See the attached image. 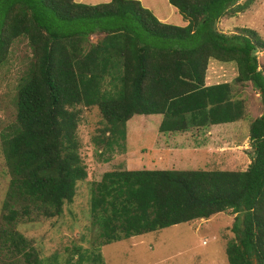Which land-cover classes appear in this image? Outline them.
<instances>
[{"label": "trees", "instance_id": "obj_1", "mask_svg": "<svg viewBox=\"0 0 264 264\" xmlns=\"http://www.w3.org/2000/svg\"><path fill=\"white\" fill-rule=\"evenodd\" d=\"M253 1L166 0L180 17L163 21L139 0H0V64L16 40L29 50L14 121L0 138L9 174L0 207V264H41L17 224L58 217L85 179L76 132L81 107L96 106L103 121L92 139L99 150L135 114L161 115L160 131L219 124L225 135L223 125L244 114L245 100L234 87L246 83L260 112L247 122L243 169L117 167L92 182L88 204L102 243L230 210L227 263L264 264V73L256 56L264 40L250 28L227 34L216 27L219 18ZM209 58L233 61L236 75L205 85Z\"/></svg>", "mask_w": 264, "mask_h": 264}, {"label": "rangeland", "instance_id": "obj_2", "mask_svg": "<svg viewBox=\"0 0 264 264\" xmlns=\"http://www.w3.org/2000/svg\"><path fill=\"white\" fill-rule=\"evenodd\" d=\"M216 27L227 34L239 28H250L264 40V0H254L245 10L219 18ZM256 56L258 68L264 73V52L257 50ZM28 58L29 50L19 39L12 43L6 60L0 64V138L14 121L15 93L27 77ZM235 75L233 61L209 58L204 80L213 84ZM234 88L240 90L235 96L245 100V111L235 123L223 125L225 135L220 132L221 126L210 128L211 135L206 134L208 129L205 128L160 131L161 115L135 114L124 122L123 129L117 125L116 130L109 133V143L99 150L93 147L92 139L100 135L103 121L96 106L81 107L76 132L78 152L86 170L85 179L76 182L71 202L63 204L58 217L17 224V229L38 249L41 264H228L224 247L233 237L230 226L234 214L230 210L205 220L177 223L102 243L88 198L92 182L99 180L102 172L117 167L223 169L227 166L243 169L250 151L247 122L259 114L260 103L250 84H237ZM121 129L122 137L119 136ZM228 133H232L230 138ZM205 145L210 147L208 156L205 154L207 146L202 147ZM223 160L228 164L224 165ZM8 179L0 143V207ZM94 256H97V262L92 260Z\"/></svg>", "mask_w": 264, "mask_h": 264}, {"label": "crops", "instance_id": "obj_3", "mask_svg": "<svg viewBox=\"0 0 264 264\" xmlns=\"http://www.w3.org/2000/svg\"><path fill=\"white\" fill-rule=\"evenodd\" d=\"M76 1L85 2V3H93V2L106 1V0H76ZM139 1L144 6L148 7L149 9H151L152 12L154 13L155 17H157L158 19H161L163 21H169L171 18L178 19V17H180L177 14H173L174 8L173 7H170L169 5H167L166 0H139ZM179 21L180 20H178L177 22L179 23ZM180 23L183 24V22H181V21H180ZM223 80H225V79H223ZM223 80L214 82L213 84L220 83ZM231 80H232V78H229V80H226L224 82H230ZM204 84L205 85H210L211 82H205V80H204ZM241 88L242 87H240V89ZM239 91H237V92H239ZM255 97H257V93H255ZM219 126L220 125L218 124V125H212V126L208 127V130L206 131V134L211 135V134H209V129L210 128H216V127H219ZM212 131H214V130H212ZM206 146H207V148H205V154L208 156V154H209V148H210L209 145H205V146H202V147H206ZM212 154H210V155H212ZM248 161H249V159L247 160V162Z\"/></svg>", "mask_w": 264, "mask_h": 264}]
</instances>
